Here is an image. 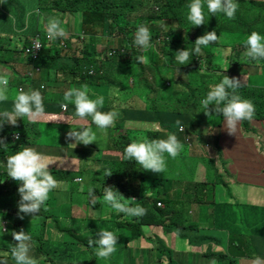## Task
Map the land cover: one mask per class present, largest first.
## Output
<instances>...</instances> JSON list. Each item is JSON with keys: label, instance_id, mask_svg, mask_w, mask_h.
<instances>
[{"label": "trees", "instance_id": "obj_1", "mask_svg": "<svg viewBox=\"0 0 264 264\" xmlns=\"http://www.w3.org/2000/svg\"><path fill=\"white\" fill-rule=\"evenodd\" d=\"M33 1L38 10L41 11L43 9L50 14L59 13L62 20H64V14L80 12L81 33L84 36L80 38L79 34H75V38H78L76 43L70 42L67 36L63 38L57 37L53 40H47L44 36H41L43 46L40 49L39 56L32 58L27 50L29 38L33 35L26 31L27 26L30 28L27 4L24 0H0V18L8 20L12 17V23L17 30L25 33L21 44L10 47L5 37L10 38L16 30L9 26L10 32L7 26L4 28L0 25V73H7L9 77L8 88L14 89L8 93L6 101L0 102V112L12 110L13 100L18 90L23 89L26 92L30 89L36 90L39 88V83L43 82L41 83L43 84V89L40 93L44 112L35 119H30L29 117L17 118L15 126L5 122L3 128L0 129V137L4 138L5 144L0 145V203L2 202L6 209V211L0 209V214H3L2 219L5 218L3 220L8 219L11 223V231L19 228L18 223H16L17 220H20L22 226L23 223L25 225L30 223V215H24L23 219L18 218L17 201L19 200V195L17 189L19 184L7 177V157L21 150L22 147H31L42 155L46 154L45 150L53 145L46 146L42 144V122L45 127L50 123L53 124L52 126L55 125L59 128L70 125L64 122L58 123L55 120V122H51L47 119L49 117L55 119V116L60 113L61 105L65 102L63 97L66 91L87 85L90 99L95 100L100 96L104 98L103 107L99 108L100 111L115 110L120 113L114 126L105 130L109 131L112 129L113 132H116L112 139V144L106 140L104 147L101 149L103 150L102 155L109 158H104V162L91 161L84 163L81 161L83 155L80 154L78 149L81 144H77L75 147L77 155L74 156V154L70 157L73 160L76 159L74 161V168L77 166L76 170H72L71 167L59 168L53 164L49 165V170L57 181H65L68 186L70 182L75 181L78 173L85 170L88 171L91 181L83 193L89 194V188H91L94 194L102 199L92 204L93 207H99L103 203L106 204L103 201V188L108 183L110 184L109 187H114L125 199L134 198L135 202L131 206L139 204L145 208V205H147L148 211L141 217H129L124 213H117L106 204L112 209L110 217L104 215L103 220H100V217H90L88 229L93 234L85 235L88 233V229L85 234H81L76 224L70 223L69 227L62 226L59 224V217L57 219L54 217L50 218L52 214L48 213L46 206L51 198V192L54 191L53 189L49 193L48 200L41 207L39 213L35 215V217L39 216V231L37 236L32 237L33 245L29 254L33 257L41 258L39 264H54L52 256L50 257L48 253V248L50 241L59 240L56 244L63 245L64 252L56 255L63 259L65 256L67 257L66 259H72L75 256L71 252L70 245L72 243L62 240V234L67 231L69 234L68 239L75 241L76 243L74 244H81L89 249H94L95 256L94 259L92 257L90 264L97 262H95L96 257L100 259L98 262L101 264H111L114 254L121 253V250L123 251L124 249H126V255L130 254L127 264H135L133 263L135 256L141 258L142 264H179L173 259L174 250L168 248L170 245H166V240L153 232L156 226H161L167 232L165 233L167 236L174 232L179 242L184 240L190 246L202 245L204 247L202 252L188 251L184 264H189L190 257H198L199 255L213 260L216 259L218 262L223 259L222 264H233V258L230 257L228 259L229 257L225 252L211 250V242L217 240L214 236V231L200 226L196 221H191L192 216H194L191 213V211L193 212L192 208H194L192 204H211L210 209L214 208L217 203L215 201L216 186L220 184L223 186L227 185L215 162L221 163L224 171L229 170L225 166L226 163L230 162L223 153L228 145L227 140L222 139V128L228 133L225 128L224 117L215 113L206 116L201 105V100L206 98L211 86L219 83L223 76L232 78L229 71H225V68L220 65V60L223 58L222 51H218L216 47L222 43V38L217 39L215 42H209L207 46L202 45L199 54L194 51V43L198 37L212 31H215L218 37V34L222 35L221 31L224 28V26L220 25L218 27L216 24H212L214 17L208 12L206 0H202L206 27L204 24L194 26L187 19L188 5L192 0ZM150 1L156 2L158 8L148 12L146 15V24L149 25L148 30L151 34V47L150 50L142 52L140 47L134 43V39L142 21L140 10L145 6L148 7L147 5ZM258 2L260 3L255 8L261 6L260 9L264 17V1L258 0ZM206 14L211 16L209 23L206 22ZM225 17L227 16L225 15ZM169 21L176 23V30L165 31L164 25ZM162 22L165 23L160 25ZM69 29L67 28V30ZM105 30L108 31V34L104 36ZM254 31L264 37V18L259 25L253 27L247 36ZM247 36L240 44H235V46L227 45L226 47L230 48L227 56L235 59L234 65L240 66L243 63L250 67L257 66V74L263 73L264 59L252 60L245 55L247 51ZM160 38L163 39L164 43L154 47V40H160ZM116 41L117 43H115ZM103 42L106 43L107 47L100 50L99 47ZM114 43L115 47L112 46ZM183 49L190 52L189 63L187 64L188 70L186 71L185 79H177L175 75L173 76L176 70L174 65L179 64L175 59L176 52ZM142 55H144V61L138 60L137 58ZM162 65L167 67L168 75L163 74L164 72L161 71ZM31 68H38V70H35L33 74ZM194 73H197V75L194 76V80H191L190 78H192ZM122 77L125 79L132 78L130 85L127 84L126 87L128 88L127 99L113 105V101L107 99V90L103 93L101 87L109 85L118 88ZM136 88L138 90L134 93ZM142 88L146 90L145 94L141 91ZM139 93L145 97L142 98L140 97L141 95L137 97L136 95ZM238 94L242 98L250 100L255 107V113L251 120L239 122V130L242 135L251 137V132L249 131L250 122L252 120L257 122L264 121V89L242 82V86L238 89ZM211 108L212 106L210 105L209 109L211 110ZM64 113L71 114L74 119L77 118L75 116V107L72 103L67 102V109ZM177 120L180 121L182 127H185V131H179L180 125L176 124ZM143 121L151 123L150 128H140V123H143ZM83 123L91 127L96 136L97 133L104 132L92 123L91 117L85 118ZM123 126L125 131L122 133L121 128ZM186 126H198V128L205 130L208 135L204 136L203 132L189 131ZM239 130L237 125L235 132L236 141L238 140L237 135L240 134ZM16 132L19 133L18 140L13 138ZM193 132H195L194 135L198 137L200 143L205 144L207 140H211L215 148L214 152L207 154L209 157L202 156V159L201 156L199 157V160H203L202 162L207 170L206 180L195 182L177 179L176 182L183 184V189L180 193L174 191V195H171L169 186L165 187L164 183L170 182L169 175L172 176L171 173L175 163L179 159L186 157L188 149L186 145L189 141L186 142L185 137L190 136ZM170 133L177 136L183 145V149L174 159L165 154L166 169L163 173L143 170L141 165L134 160L124 159V149L132 141L142 136L150 140L165 139ZM55 141L59 144L56 139ZM68 143L69 140L60 142L62 145H59V147H64ZM40 146H44V149H41ZM67 146L70 147L69 145ZM110 146L113 149H110ZM36 147L37 149H35ZM93 147L96 150L99 149L96 144H93ZM258 149L264 157V147L259 146ZM117 152L120 157L118 160L114 157ZM50 154L47 155L51 156ZM60 154L63 153L57 152L55 155ZM93 164L97 167H93ZM241 165L246 167L251 175L259 171L264 174V161L259 164ZM195 166V164L190 163L188 171L192 173ZM212 169L214 170L213 176L210 175ZM106 170L111 171L112 175L105 177ZM154 181L156 182L153 183ZM151 184L159 186L161 191L156 195L152 191L150 194L144 193L148 185ZM146 194L150 196H144ZM138 197L140 198L138 199ZM157 201L162 202L163 206L158 207ZM69 207H72V204H69ZM211 213L213 220L217 224L233 222L232 226H229L230 230L227 234V236H230L229 247H232L229 249L230 254H242L241 244L249 240L247 235L252 239L256 237L259 239L260 237L259 241L263 240L264 242V208L252 204L242 213L238 209H234V214L228 213V211L219 213L214 210ZM73 216H76L74 211L72 215L71 213L68 214L69 219L71 218L74 221L76 218ZM106 223L110 224L106 225ZM96 226H99L100 229H105V226H107L111 232H119L120 228H124L126 231L124 234L119 232L120 245H115L116 250L107 258L97 256V245L95 242L91 245L88 243L89 240L95 241L100 238V232L96 231ZM147 227H150L148 232L146 231ZM247 230L248 233L244 234ZM139 237H142L145 242L150 241V246L141 248L138 252L127 248L130 241ZM117 239L118 237H116ZM14 245L15 243L12 247ZM55 249H50L52 250V255ZM261 251H264V247ZM9 256L10 259L14 260L11 257V249Z\"/></svg>", "mask_w": 264, "mask_h": 264}, {"label": "rangeland", "instance_id": "obj_2", "mask_svg": "<svg viewBox=\"0 0 264 264\" xmlns=\"http://www.w3.org/2000/svg\"><path fill=\"white\" fill-rule=\"evenodd\" d=\"M237 4H238V9L236 11V14L233 18L229 19L227 17H225L221 12L216 13L213 17V21L212 24H216V26H224V28L222 29V35L218 34V39L222 38L223 41L222 43L216 47V49L218 51H222V59L220 60V65L222 68L227 69V71H229V73L232 75V77H236L237 79L241 80V82L244 83H249V84H254L257 87H262V89H264V72L257 74L258 72V67L256 68H248L247 65H244L243 63L241 64V66L246 69V72L241 71L239 69L238 66H234L235 64V59L233 57H229L227 56L229 49L228 47H226L227 45L229 46H235V44H240L244 41L246 35H243L245 28L247 26H257L259 25V23L262 21L263 14L261 12L260 7L261 6H257L255 8V10L253 11L252 14H249V1L250 0H236ZM24 2L27 4L28 6V15H29V25L30 28L27 26L26 31L29 32L30 34H34L37 30H46V25L48 23V20L50 18H59L61 20V26L66 30V33H81L82 31V24H81V13L80 12H73V13H67L64 14V17L62 20L61 16L59 13H49L43 9L38 10L34 1L33 0H24ZM148 7H143L140 10V15L142 18V21L140 23L139 26L143 25L145 27H149V25L146 24V15L148 12L156 10L157 7V3L150 1L149 4L147 5ZM11 19L8 20H4L2 18H0V25L3 26L5 28V26H7L9 28V26H11L14 30H16L15 33H13L10 38L5 37L7 42H9L10 47H14L16 45H19L22 43L23 41V37H24V32L23 31H18L17 28L15 27V25H13L12 21L13 18L10 17ZM211 20V16H209L208 14H206V22L209 23ZM165 22L160 23V25L164 24ZM204 26L206 27L207 24L204 23ZM67 28H70L69 30H67ZM211 28H215V27H211ZM10 29V28H9ZM164 29L165 31L171 30V29H177L176 28V23L175 22H168L164 25ZM11 32V29H10ZM13 32V31H12ZM108 31L105 30V34ZM41 36H44V34H41ZM71 37V35L67 36ZM8 38V39H7ZM45 38V36H44ZM47 40H50L49 38H46ZM104 39V37H103ZM41 40V38H40ZM81 40V39H80ZM120 40V39H118ZM70 42H75L76 43V38H69ZM117 43V41L115 42ZM115 43L112 44V46L115 47ZM162 44L164 43L163 41L161 42ZM43 44L41 41V46L38 50V54L36 57L39 56L40 53V49L42 48ZM134 46V45H133ZM105 47H107L106 43L103 42L99 49H104ZM150 50V48L148 49ZM144 57V55H142ZM141 57V56H140ZM35 58V57H32ZM156 64V63H155ZM174 67L176 68L173 76L175 75V78L177 79H185L186 77V71L188 70V65H180V64H176L174 65ZM130 68V67H129ZM248 68V69H247ZM9 69V68H8ZM131 69V68H130ZM162 72H164L163 74H167L168 75V71H167V67L165 65H162V67L160 68ZM41 71V70H40ZM245 73L247 75V79L245 78L244 74ZM257 74L254 77L249 76L248 74ZM189 74V73H188ZM192 78H190L191 80H194V76L197 75V73L192 74ZM138 79V78H137ZM132 78H124L122 77L120 80V83L118 84V88L113 86H109V85H103L101 87L103 93H105V90H107V99L109 101H113V105L119 104L121 101H124L125 99H127V92H128V88L127 84L130 85ZM43 83V82H41ZM39 83V88H37L36 90L41 92V90L43 89V84ZM155 85V84H154ZM153 85V86H154ZM145 88V87H144ZM142 88L141 91L144 92V94L146 93V90ZM13 88H8V92L7 95H9L8 93L13 91ZM35 90V89H34ZM138 90V88L134 89V93H136V91ZM141 95V96H140ZM130 96V94H129ZM137 97H142L144 98L145 96L141 93L136 95ZM74 115V114H73ZM70 117H72L70 119ZM48 121L50 120L51 122H64L65 124L69 123L70 125H65L63 126V128H59L58 126H52L53 124H49L48 126L45 127V124H41L42 128H43V133H42V144L43 145H53L48 147L45 151L47 152L46 154H44L45 157H47L54 166L59 167V168H64V167H71L72 170H76V168H74V161H76V159L73 160L72 155L76 156L77 152L75 147L73 148L72 145L70 144H74L75 141L72 139H68L69 143L65 144L64 147H59L60 142H67L66 139V134L70 131V130H79L81 127H88L86 126L83 121L85 119H80V118H76L74 119V116H72L71 114H67L64 113L63 111L60 112L58 115L55 116L54 118H50L47 119ZM55 120V121H54ZM117 120V119H116ZM115 120V121H116ZM67 122V123H66ZM151 123H147L145 121H143V123H140V128L142 129H148L150 128ZM182 125L179 126V131H185V127L183 126V128L181 129ZM92 129V128H91ZM123 129V130H122ZM186 129L189 131H197L199 132H203L204 136H207L208 134L206 133L205 130H203L202 128H198V126H186ZM101 130V129H100ZM103 133H97L96 136V141H94L93 143L89 144V145H83L81 144L79 146V150H80V154L83 155L82 158V162L84 163H89L91 161H103L104 162V158H109L106 157L104 155H102L103 150H101L104 145L106 140L108 142H110L112 144V139L115 135L116 132H113V130H109V131H105L103 130ZM116 131V130H114ZM125 131L124 126L123 128H121V132L123 133ZM195 132L191 133V138H189V142L187 143L186 147L187 152H186V157L183 159H179L177 161V163H175V166L172 169V173L169 177H170V182L169 183H164L165 187L171 186V188H178V190H175L177 193H180L183 189V184L176 182L177 179H179L180 181H185V180H191V181H200L202 180V178H205V166L203 168V166H200V162H199V157L201 155L203 156H208L209 155H205L208 153H212L215 151V148L212 144L211 140H207V142L205 144L200 143L198 140V137L196 135H194ZM55 136H57V138H55ZM55 139L57 140V142L59 144L56 143ZM93 144H96L98 146V150H96V148L93 147ZM67 145H69L70 147H68ZM41 149H44V146H40ZM110 149H113V147H109ZM37 149V147L35 148ZM75 150V151H74ZM58 153H63L60 155H55ZM53 153V154H50ZM50 154L51 156L47 155ZM114 157L116 158V160H118L119 154L118 152L116 153V155H114ZM115 160V161H116ZM190 163L195 164V168L193 170L192 173H190L188 171V166ZM220 166V165H219ZM93 167H97L96 165L93 164ZM204 170V171H203ZM214 174V170L212 169L211 172V176H213ZM220 174L223 175L224 180H227V175L226 172L221 171ZM78 177H82L83 180L82 181H77L76 179ZM78 177H76L75 181L70 182L69 186L68 184L65 183V181H58L59 182V187L54 189L53 192H51V198L48 202L47 210L48 213L52 214L50 218L54 217V218H58L59 217V224L62 226H70L71 224H76L79 227V230L81 231V234H85L87 232L88 227L90 226V217L92 218H96V217H100V220L104 219V215L107 217H110V215L112 214V209L107 206L106 204H102L99 207H93V203H92V197L89 196V194L83 193L88 184L90 183V175L88 171H84L81 173H78ZM156 181H154L153 183H155ZM203 182V181H200ZM71 185V188H70ZM110 184H106L105 187H109ZM217 189L215 191V201L217 202L216 205L214 206V210L215 212H222V209L224 207H226L228 209V213H233L234 209H238L240 213L244 212L247 207H250L251 203H248L247 201H244V199L241 197L240 201H233V203H224V199L226 195H230L231 194V187L228 186H223L222 184L217 185L216 186ZM70 188V189H69ZM169 190H171L169 188ZM155 192V195L161 191L159 186H153V184L148 185V187L146 188V192H148L150 194V192ZM170 193V192H169ZM149 194H146L144 196H150ZM96 197V201L95 202H99L102 199L98 196L95 195ZM10 200V199H8ZM69 204H72V207H69ZM0 209L2 211H6L5 209V205H3V203H0ZM145 209L146 211H148V206L145 205ZM193 209V208H192ZM74 211L76 216H73L76 218V220H72L71 218L69 219L68 214ZM56 215V217H55ZM29 222L28 224L25 225V223L20 222V220H17L16 223H18L19 228L16 229V231H19L21 229H23L26 233L30 234L31 237L33 236H37L38 231H39V216L38 217H33L32 215H30L29 217ZM102 218V219H101ZM233 218V217H231ZM5 219V218H3ZM234 219V218H233ZM5 222V227L9 230L8 232H6L5 234H3L2 236H0V260L3 259H7V264H15V261L10 259L9 256V252L10 249L12 248V245L14 243H16V241L13 239V237L11 236L10 232H11V223L8 221V219L3 220ZM7 221V223H6ZM193 222H197L199 223L200 226L202 227H209L214 231V236L217 238V240L215 242H211V250L213 251H223L228 255V259H230V257L233 258L234 263L233 264H251L252 260L255 257H260L261 258V264H264V251H261L264 247V242L263 240L259 241L261 238L259 237V239L254 238L252 239L249 235L248 236V241H244L241 244V251L242 254H236L233 255L232 253L230 254L229 249H231L232 247H229V237L227 236L228 232H229V226H232L233 222H225L223 224H217L213 218H210L207 214H203L200 215L199 213H197L196 215L192 216V220ZM38 222V223H36ZM110 223H106V225H109ZM96 225V224H95ZM101 225V224H100ZM150 227L146 228V231L148 232L150 229ZM109 227L105 226V230L109 231ZM210 229V230H211ZM96 231L100 232V227L96 226ZM114 233V235H116V237H118V239L116 240V246L120 245L119 243V232L126 233V231L124 230V228H120L119 232L118 231H112ZM153 232L155 234H157L159 237H161L162 239L166 240V245L169 246V243H171L174 239V237H176V235H174L173 233H171L169 236H167L165 233H167L165 230L162 229L161 226H156V228L153 230ZM263 232V231H262ZM248 230L244 232V234H247ZM89 234H93L90 232V230L88 229V233L85 235H89ZM149 235V233H148ZM217 235V236H216ZM167 236V237H166ZM69 234L67 231H65L64 234H62V240L67 241L72 243L70 245L71 247V252H73L75 254V256L72 259H66L67 257L65 256V258L63 259L60 256H57L56 254H60L62 252H64L63 250V245L60 244H56V242L58 241H50V245L48 248V253L50 255V257L52 256L53 259V263L54 264H90L92 257L94 259L95 253H94V249L93 248H88L87 246H82L81 244H74L76 243L75 241H71L68 239ZM181 241V246L184 248H179V245H176V251L174 250V257L173 259L178 262L179 264H184L185 263V256H186V252L187 250L190 251H198L199 247L198 246H188L187 243L184 240H180ZM150 241L145 242V240L142 237L137 238L136 240L130 241L128 243L127 248H131L134 249V252H138L141 248H148ZM237 244V242H236ZM33 245V244H32ZM52 248H56L54 250V254L52 255ZM168 248H171L170 246ZM172 249V248H171ZM147 252V251H146ZM66 254H69L67 252H65ZM129 255H126V249H124L123 251L121 250V253H116L113 256L112 259V263L111 264H127L128 263V259H129ZM139 257V256H138ZM138 257H134L133 259V263L135 264H142V261L140 260V258ZM38 261V264L40 263L41 258L39 257H35ZM97 257L95 258V264H101L100 262H98ZM215 261V264H219V263H223V259L221 261H217L216 259H211V258H207L206 256L203 255H199L198 257L194 258L191 257L190 258V262L189 264H212V262ZM94 262V261H93ZM109 264V263H108Z\"/></svg>", "mask_w": 264, "mask_h": 264}, {"label": "clouds", "instance_id": "obj_3", "mask_svg": "<svg viewBox=\"0 0 264 264\" xmlns=\"http://www.w3.org/2000/svg\"><path fill=\"white\" fill-rule=\"evenodd\" d=\"M206 2L208 12L213 16L221 12L224 16L226 15L231 19L235 16L238 9L236 0H206ZM255 6L256 5L250 8L252 11L249 14L253 13ZM188 10L187 19L192 25L199 26L204 24L202 0H192L188 5ZM253 27L254 26H247L245 29L250 32ZM41 34H44L45 38L48 37L50 40L57 37L63 38L69 35H71V37H68V39L74 38L75 34H79L80 38L84 36L83 33H66V30L61 26V21L57 18H50L46 25V30H37L29 38L28 44L31 45L32 39L35 37L40 38ZM217 39L218 37L215 31L208 32L198 37L194 43L195 53L199 54L202 45L207 46L209 42H215ZM76 40H78V38H76ZM150 40L151 34L148 28L141 25L135 33L134 43L140 47L142 52H145L151 47ZM162 40V38H160V40H154V47L161 45ZM262 41H264V37L255 31L247 36L246 57L252 60L264 59V42ZM189 57L190 52L183 49L176 52L175 59L180 65H186L189 63ZM137 59L144 61L145 58L141 56ZM238 67L241 71L246 72V69L241 65ZM247 67L249 68L250 66ZM31 69L33 74L35 70H38V68ZM226 70L227 69H225V71ZM8 84L9 77L7 73H0V102H4L8 99ZM241 86V80L236 77L229 78L223 76V79L219 83L210 87V90L206 94V98L201 100V105L206 116L215 113L221 114L224 117L225 128L229 134H235L238 123L243 120H251L255 113L253 103L250 100L242 98L238 94V89ZM63 99L74 105L76 117L82 120L91 117L92 123L101 130L113 127L115 120L120 115V113L115 110L108 112L100 111L99 108L103 107L104 98L100 96L95 100L90 99L87 85H82L80 88L69 89L64 93ZM210 105L212 106L211 110L209 109ZM62 108L66 110L67 103L61 105V110L65 112ZM43 112L44 108L41 93L32 89L27 92L20 89L14 97L12 110L0 112V129L3 128L5 122L15 126L17 124V118L29 117L30 119H35ZM176 124L180 125V121L177 120ZM15 139H19L18 133L15 134ZM66 139L75 141L74 144H70L74 148L77 144L89 145L93 143L96 141V134L92 131L91 127H81L79 130H70L66 134ZM0 145H5L3 137H0ZM182 149L183 145L178 140L177 136L170 133L165 139L150 140L142 136L129 143L125 147L123 155L124 159L134 160L141 165L143 170L163 173L166 169L165 154L174 159L179 155ZM50 164L53 163L47 157L38 153L31 147H22L21 150L7 157V177L19 184L17 189L19 195V200L17 201V215L19 219H23L24 215H32L34 217L38 214L41 207L48 200L49 193L53 189L59 187V182L49 170ZM220 168L223 170L222 164ZM111 175V171H105V177ZM82 180V177L77 178L78 182ZM103 192V201L117 213H124L129 217H141L146 214V209L139 204L131 206L133 202H135L134 198L125 199L114 187H104ZM89 196L92 197V203L94 204L96 197L91 188H89ZM139 198L140 197H138V199ZM2 215L3 214H0V236L9 231L4 226L5 222L2 219ZM10 234L16 241L14 247L11 248V257L14 259L15 264H38L37 259L29 254L32 248L31 235L26 233L23 229L19 231L12 230ZM93 242L97 245L96 254L101 258L109 257L116 250V235L111 231L100 229V238L95 241L89 240L88 243L91 245ZM0 264H7V259L0 260ZM212 264H215V261H213ZM251 264H261V258L258 256L255 257Z\"/></svg>", "mask_w": 264, "mask_h": 264}, {"label": "crops", "instance_id": "obj_4", "mask_svg": "<svg viewBox=\"0 0 264 264\" xmlns=\"http://www.w3.org/2000/svg\"><path fill=\"white\" fill-rule=\"evenodd\" d=\"M260 1H264V0H260ZM259 3L260 2H258V0H250L249 13L252 11L250 8H252L254 5H258ZM248 34L249 32L246 31L245 29L243 35L247 36ZM249 68H256V67H249ZM243 74L247 79V75L245 73ZM255 75H256L255 73L249 74V76H253V77ZM64 103L67 102L65 101ZM60 112H62V110ZM71 118L72 117H70V119ZM239 125L240 123H238V130L240 127ZM249 131L251 132L250 134L251 137L243 136L239 130L240 134L237 135L238 140L236 141L235 134L226 133L222 128L221 130L222 139L224 138L228 142L227 149L224 150L223 153L224 156L228 158L230 161L229 163H226V168L229 170L226 171L222 170V168H220L219 166L221 164L218 162H215V164L217 167H219L220 172L221 171L226 172L227 175V180H225L227 184L226 186L231 187L232 189L231 194L229 196L228 195L225 196L224 202L233 203V201H237V200L240 201V198L242 197L244 201L251 203L250 205L254 204L257 207L264 208V174L261 173V171H259L251 175V173L248 172L247 168L241 165L244 164L247 166L252 164H259L262 161H264V157L258 149L259 146L264 147V121L257 122L252 120L250 122ZM55 138H57V136H55ZM189 138H191V136L185 137V141L186 142L190 141ZM202 156L203 155H201V159ZM202 161L199 160V162L201 163L200 166L204 165ZM206 177H207V170L205 172V178H202V180L200 181H205ZM200 181H195V182H200ZM169 188L171 189L170 190L171 195H174V189L178 190V188H171V186H169ZM216 189L217 187L215 188V191ZM144 193H148V192L145 191ZM192 205H194L193 212L191 211L192 215H196L197 213H199L200 215L207 214L210 218H212L211 211L213 212L214 208L210 209L211 204L194 203ZM227 211L228 209L226 207L222 209V212H227ZM204 228L211 229L209 227H204ZM172 233L176 235L174 232ZM169 245L175 251H176L175 248L176 245H179V248H184L181 246V242L178 241L177 235L176 237H174L173 241L169 243ZM187 245L189 246L188 243ZM198 247H199L198 251L202 252L204 247L202 245H198ZM188 251L190 250H187V252ZM195 257L196 256H194V258Z\"/></svg>", "mask_w": 264, "mask_h": 264}, {"label": "built area", "instance_id": "obj_5", "mask_svg": "<svg viewBox=\"0 0 264 264\" xmlns=\"http://www.w3.org/2000/svg\"><path fill=\"white\" fill-rule=\"evenodd\" d=\"M46 37H47V34H46ZM48 38V37H47ZM33 41L31 42V45L29 44V46L27 47V50H28V53L29 55H31L32 57H36L37 54H38V50L41 46V40L39 37H35L32 39ZM63 110H65L64 108H62ZM18 133V132H16ZM13 135V138L15 139V134ZM19 134V133H18ZM157 205L158 206H162L163 204L161 202H157Z\"/></svg>", "mask_w": 264, "mask_h": 264}]
</instances>
